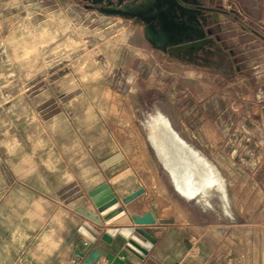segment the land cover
Instances as JSON below:
<instances>
[{"label": "rangeland", "instance_id": "374dc122", "mask_svg": "<svg viewBox=\"0 0 264 264\" xmlns=\"http://www.w3.org/2000/svg\"><path fill=\"white\" fill-rule=\"evenodd\" d=\"M218 1L225 13L167 2L146 21L79 0L7 10L0 150L10 148L15 162L28 156L44 175L71 173L61 191L79 197L99 178L134 176L171 225L195 203L206 210H189L204 228L192 263L264 264V0ZM170 20L178 27L167 29ZM155 107L214 163L226 200L213 188L190 204L176 193L149 142ZM43 139L62 161L47 174L35 157Z\"/></svg>", "mask_w": 264, "mask_h": 264}, {"label": "crops", "instance_id": "0c3cea01", "mask_svg": "<svg viewBox=\"0 0 264 264\" xmlns=\"http://www.w3.org/2000/svg\"><path fill=\"white\" fill-rule=\"evenodd\" d=\"M26 1L0 0V25L14 17V13L7 10L20 9ZM5 149L4 153L0 150V264H82L79 254L89 241L78 232L83 218L75 209L88 200V196L61 191V181L67 176L70 178L63 185L72 186L71 173L63 175L57 170L44 175L31 167L28 156L23 155L21 162H15L13 151ZM119 180L105 179V182L125 215L142 217L150 212L155 219L154 226L163 230L154 232L156 243L143 259L127 250L126 240L119 235L111 243L98 238L91 247L100 256L94 264H125V260L132 264H200L199 260L193 263L191 260L198 259L200 234L204 228L191 221L189 210L199 213L206 210L195 203V211L187 207V219L171 225L163 217L162 207L155 201L150 202L149 194L134 176ZM55 182H59V186ZM125 184L131 187H123ZM197 197L189 201L182 199L190 204ZM210 227L215 230L216 224Z\"/></svg>", "mask_w": 264, "mask_h": 264}, {"label": "water", "instance_id": "95a60500", "mask_svg": "<svg viewBox=\"0 0 264 264\" xmlns=\"http://www.w3.org/2000/svg\"><path fill=\"white\" fill-rule=\"evenodd\" d=\"M80 1L96 3L97 0ZM35 154L45 174L62 164L60 157L53 151L52 145L46 139L40 142ZM116 158L107 159L101 163V167L104 169L110 166ZM87 195L88 200L75 209V212L83 218L78 232L89 241V244L79 254L83 259L82 264H94L98 261L99 253L91 249L98 238L111 243L112 239L119 235L126 240L125 248L140 259L152 250L156 243L154 232L161 231L163 228L154 226L155 219L150 212L142 217H127L111 188L102 178H99L98 185L91 188ZM124 263L132 264L128 260Z\"/></svg>", "mask_w": 264, "mask_h": 264}, {"label": "bare ground", "instance_id": "6f19581e", "mask_svg": "<svg viewBox=\"0 0 264 264\" xmlns=\"http://www.w3.org/2000/svg\"><path fill=\"white\" fill-rule=\"evenodd\" d=\"M200 43L201 41H197L189 46ZM186 46L188 45L177 46V48L184 49ZM151 111L149 115L152 127L149 142L168 172L176 193L189 201L196 198L198 194L209 196L208 192L213 188L226 200L224 181L214 163L174 129L167 114L157 107Z\"/></svg>", "mask_w": 264, "mask_h": 264}, {"label": "flooded vegetation", "instance_id": "af4514ba", "mask_svg": "<svg viewBox=\"0 0 264 264\" xmlns=\"http://www.w3.org/2000/svg\"><path fill=\"white\" fill-rule=\"evenodd\" d=\"M167 2H170L173 7H177L183 11H199L202 12V15L203 13L214 14L220 10L218 6L220 2L218 0H97L96 3H83L96 5L107 11L126 14L134 17V19L146 21L151 16H154L153 14L165 6ZM220 12L225 13V11L221 10ZM176 27H178V23L170 20L166 28L175 29Z\"/></svg>", "mask_w": 264, "mask_h": 264}, {"label": "trees", "instance_id": "16d2710c", "mask_svg": "<svg viewBox=\"0 0 264 264\" xmlns=\"http://www.w3.org/2000/svg\"><path fill=\"white\" fill-rule=\"evenodd\" d=\"M80 1V0H79ZM81 2V1H80Z\"/></svg>", "mask_w": 264, "mask_h": 264}]
</instances>
